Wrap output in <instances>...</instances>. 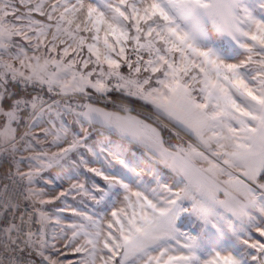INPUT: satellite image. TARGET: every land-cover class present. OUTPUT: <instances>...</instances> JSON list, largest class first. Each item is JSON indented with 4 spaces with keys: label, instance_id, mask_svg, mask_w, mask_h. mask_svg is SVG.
<instances>
[{
    "label": "snow or ice",
    "instance_id": "obj_1",
    "mask_svg": "<svg viewBox=\"0 0 264 264\" xmlns=\"http://www.w3.org/2000/svg\"><path fill=\"white\" fill-rule=\"evenodd\" d=\"M0 264H264V0H0Z\"/></svg>",
    "mask_w": 264,
    "mask_h": 264
},
{
    "label": "rangeland",
    "instance_id": "obj_2",
    "mask_svg": "<svg viewBox=\"0 0 264 264\" xmlns=\"http://www.w3.org/2000/svg\"><path fill=\"white\" fill-rule=\"evenodd\" d=\"M44 175H45V177L51 178V179L54 180L55 177H56V172L55 171H49V172H46ZM63 186L67 187L68 186V182L65 181ZM43 187H48V186L47 185H43ZM65 215L70 217L69 213H65Z\"/></svg>",
    "mask_w": 264,
    "mask_h": 264
},
{
    "label": "trees",
    "instance_id": "obj_3",
    "mask_svg": "<svg viewBox=\"0 0 264 264\" xmlns=\"http://www.w3.org/2000/svg\"><path fill=\"white\" fill-rule=\"evenodd\" d=\"M133 107L134 108H138V105L134 103ZM146 111H150V109H146ZM133 114H136V113L134 112ZM164 135H165L166 138L168 137V133L167 132H165Z\"/></svg>",
    "mask_w": 264,
    "mask_h": 264
},
{
    "label": "crops",
    "instance_id": "obj_4",
    "mask_svg": "<svg viewBox=\"0 0 264 264\" xmlns=\"http://www.w3.org/2000/svg\"><path fill=\"white\" fill-rule=\"evenodd\" d=\"M172 142H175V141H174V139H173V141H172ZM40 186H42V187H43V184H41Z\"/></svg>",
    "mask_w": 264,
    "mask_h": 264
}]
</instances>
